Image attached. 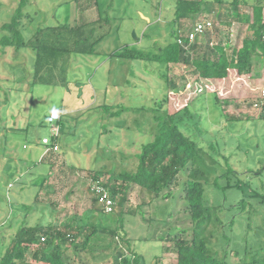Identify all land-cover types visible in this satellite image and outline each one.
I'll use <instances>...</instances> for the list:
<instances>
[{
	"label": "rangeland",
	"instance_id": "obj_1",
	"mask_svg": "<svg viewBox=\"0 0 264 264\" xmlns=\"http://www.w3.org/2000/svg\"><path fill=\"white\" fill-rule=\"evenodd\" d=\"M232 1L224 0L218 17L220 6L210 0V10L197 21L211 19L214 41L233 47L241 45L242 20ZM19 3L0 0V38L10 35L3 25ZM176 3L99 0L101 12L110 16V33L94 54L72 56L66 86L33 84L34 51L0 45V254L24 222L48 225L82 217L91 207L100 210L89 188L91 168H136V154L153 137L157 120L189 105L177 122L205 151L200 166L207 172L202 180L207 200L210 211L223 219L216 226L219 255L246 264L264 247V115L252 108L264 88V68L244 80L217 85L219 103L215 91L192 92L201 79L182 64L122 56L128 49L161 54L174 39ZM239 11L248 13L251 7L241 3ZM23 13L20 28L28 41L39 26L74 23L78 5L73 0H28ZM193 24L184 22L183 32ZM54 110L63 114L59 150L43 155L41 141L51 137L48 116ZM188 174L186 168L178 175L167 198L133 187L131 204L141 206V213L126 215L121 231L130 249L121 239L100 234L79 263L122 264L121 251L129 259L136 256L139 264L175 262L176 238H192L195 226L182 199Z\"/></svg>",
	"mask_w": 264,
	"mask_h": 264
},
{
	"label": "trees",
	"instance_id": "obj_2",
	"mask_svg": "<svg viewBox=\"0 0 264 264\" xmlns=\"http://www.w3.org/2000/svg\"><path fill=\"white\" fill-rule=\"evenodd\" d=\"M73 1L78 5L74 23L39 26L28 41L24 39L20 28L28 0H20L12 20L3 25V29L10 32V35H3L0 45L13 47L16 51L23 47L34 51L33 84L66 86L72 56L94 54L96 45L110 33V16L101 12L99 0ZM213 2L220 6L217 10V16L220 17L224 12V0ZM231 3L238 19L242 20L239 33L241 45L232 47L229 43L214 41L212 30L203 34L204 40L198 41L196 38L189 42L188 32L197 18L210 10V0H177L175 26L172 29L174 39L166 45L163 52L149 54L128 49L122 56L160 61L166 65L182 64L196 78L215 87L216 100L220 103L217 85L227 84L231 79L244 80V75L251 74L254 70L263 71L264 68V0H233ZM241 3L251 7V11L240 12ZM227 12L229 10H226V15L229 14ZM187 20L194 24L183 32L184 22ZM178 37L183 38L184 44L178 42ZM189 106L178 112L168 113L161 121L157 120L158 126L153 137L143 143L136 154V168L127 171L108 170L106 165L100 169L91 168V178L100 179V176L106 175L103 183L115 199V212L108 214L103 208L98 210L91 207L82 217H74L66 222L48 225H29L24 222L4 253L0 254V264H81L84 253L92 250L93 242L99 239L100 234H107L111 239L119 238L130 249L127 237L121 235L125 217L141 213V206L131 204L132 188L137 186L155 193V196L164 193L167 198L172 187L177 184L178 175L186 168L189 169V174L183 187L182 199L194 222V232L192 238L177 237V260L162 264H232L219 255L215 241L219 233L216 226L223 223V219L210 211L207 200L202 181L207 172L200 166L204 148L187 135L177 122L181 119L180 114L188 110ZM105 109L110 111L107 106ZM116 114L117 112H111L110 116ZM60 130L62 133L61 128ZM42 186L41 183L40 189ZM234 186L240 187L241 184L236 183ZM95 203L98 201L94 197ZM240 203H245V200L242 199ZM233 224L234 221L231 225ZM126 253L121 251L118 254L122 264H139L136 256L129 259ZM246 264H264V247L256 250Z\"/></svg>",
	"mask_w": 264,
	"mask_h": 264
},
{
	"label": "built area",
	"instance_id": "obj_3",
	"mask_svg": "<svg viewBox=\"0 0 264 264\" xmlns=\"http://www.w3.org/2000/svg\"><path fill=\"white\" fill-rule=\"evenodd\" d=\"M213 29V21L209 18H204L200 21H197L193 28L188 32V41L192 42L198 36L203 35L208 30ZM178 42L180 44H184V40L182 37H178ZM189 87V84H188ZM207 91H214L212 86L205 84L204 82H199L196 84V88L193 89V93H205ZM258 94L255 96L252 108L258 111L259 113L264 115V88L257 92ZM178 104V103H177ZM186 106V104H184ZM62 118V113L60 111L54 110L50 113L48 117V121L52 123L51 130L52 134L51 137H44L42 139V144L44 145V153L48 154L51 152H57L59 150V137H60V125L59 121ZM56 123V124H55ZM43 157V156H42ZM89 188L92 195L97 199L98 203L102 206L105 213H113L117 210V205L115 199L113 198L110 190L104 185L103 179H89ZM130 264H134L131 262Z\"/></svg>",
	"mask_w": 264,
	"mask_h": 264
},
{
	"label": "crops",
	"instance_id": "obj_4",
	"mask_svg": "<svg viewBox=\"0 0 264 264\" xmlns=\"http://www.w3.org/2000/svg\"><path fill=\"white\" fill-rule=\"evenodd\" d=\"M264 87V86H263Z\"/></svg>",
	"mask_w": 264,
	"mask_h": 264
}]
</instances>
